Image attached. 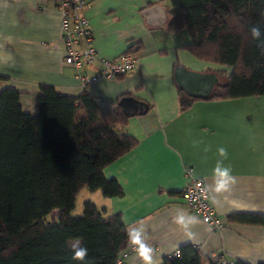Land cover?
I'll return each mask as SVG.
<instances>
[{
    "label": "crops",
    "instance_id": "0c3cea01",
    "mask_svg": "<svg viewBox=\"0 0 264 264\" xmlns=\"http://www.w3.org/2000/svg\"><path fill=\"white\" fill-rule=\"evenodd\" d=\"M85 16L92 36L91 45L99 58L114 59L139 44L135 68L112 79H100L83 86L77 75H93L99 65L93 61L81 69L64 63L60 16L52 0H0V89L9 86L19 93L22 110L37 112L38 86L47 84L63 95L83 91L94 99L104 119L124 97L146 103L143 115L129 117L120 133L132 135L137 145L103 170L122 189L119 197L104 198L99 191L82 189L75 209L85 201L107 214L119 213L126 228L142 222L148 243L155 249V264L173 254L181 245L199 249L209 264L212 256L226 263L241 260L264 263V222L253 225L234 220L240 214L264 218V107H245L241 99L200 100L181 112L178 88L173 80L176 66L199 73L225 70L194 57L182 44L189 41L185 31L166 29L170 0H86ZM158 5L156 17L142 16L144 9ZM160 23H162L160 25ZM186 35H184V33ZM187 36V37H186ZM227 150L226 166L237 180L227 194L208 190L217 149ZM195 175V176H194ZM191 176V177H190ZM201 179L217 219L214 229L200 220L189 239L173 223L177 211L195 216L183 200L182 191L192 179ZM122 264H140L127 246Z\"/></svg>",
    "mask_w": 264,
    "mask_h": 264
},
{
    "label": "trees",
    "instance_id": "16d2710c",
    "mask_svg": "<svg viewBox=\"0 0 264 264\" xmlns=\"http://www.w3.org/2000/svg\"><path fill=\"white\" fill-rule=\"evenodd\" d=\"M170 5L166 29L185 31L189 38L181 47L199 60L231 68L227 74L216 71L220 85L207 100L264 97V56L250 35L255 25L264 33V0H170ZM138 49L135 43L127 52ZM195 100L178 89L181 112ZM36 103V114H28L15 88L0 89V264H80L68 247L77 237L88 249L86 260L117 264L128 246L121 215L107 214L91 201L83 202L80 215L73 212L82 189L99 191L104 198L122 195L103 170L138 143L114 129L125 126L129 117L118 106L108 123L86 91L68 96L47 84L38 86ZM232 218L264 222L259 215ZM203 261L197 247L184 244L160 264ZM209 264L230 263L217 258Z\"/></svg>",
    "mask_w": 264,
    "mask_h": 264
},
{
    "label": "built area",
    "instance_id": "2783aa9c",
    "mask_svg": "<svg viewBox=\"0 0 264 264\" xmlns=\"http://www.w3.org/2000/svg\"><path fill=\"white\" fill-rule=\"evenodd\" d=\"M56 11L60 16L62 40L65 47L63 61L66 65L81 69L95 61L99 65L95 74L89 76L84 73L77 75L83 86L96 82L100 79H112L131 72L138 59L135 54L124 53L114 59L98 58L96 51L91 45L92 36L88 28V20L85 11L88 8L86 0H52ZM182 196L185 204L191 208L193 214L204 224L220 229L222 224L209 202V196L205 184L201 179H190L183 191ZM177 254V251L173 253ZM123 254L117 261L122 264ZM216 260L218 256H212Z\"/></svg>",
    "mask_w": 264,
    "mask_h": 264
},
{
    "label": "clouds",
    "instance_id": "9594fccd",
    "mask_svg": "<svg viewBox=\"0 0 264 264\" xmlns=\"http://www.w3.org/2000/svg\"><path fill=\"white\" fill-rule=\"evenodd\" d=\"M250 35L253 41H256V47L261 56H264V33L258 25L250 28ZM229 71L230 66L225 65ZM218 156L221 158L217 160L215 167L212 169L211 181L208 190L214 195L227 194L231 191L236 183V176L233 175L231 167L224 164L227 159V150L224 147L217 149ZM173 223L177 225L181 231L189 239H194L195 233L192 229L200 223L196 216L188 214L184 211H177L173 216ZM126 237L129 247L133 250L135 259L140 264H155V249L148 243L149 236L146 226L140 222L136 226H128L126 229ZM68 247L72 253V260L80 262V264H92L90 260H86L88 256V249L82 246L81 238H73L68 241Z\"/></svg>",
    "mask_w": 264,
    "mask_h": 264
},
{
    "label": "water",
    "instance_id": "95a60500",
    "mask_svg": "<svg viewBox=\"0 0 264 264\" xmlns=\"http://www.w3.org/2000/svg\"><path fill=\"white\" fill-rule=\"evenodd\" d=\"M158 11H163V9L158 5H153L144 9L142 16L148 20L150 14L156 17ZM173 80L177 88L182 90L188 97L200 100H207L213 90L220 85V79L215 72L199 73L182 66L174 68ZM118 105L122 113L128 117L143 115L148 109L146 103L134 97H124Z\"/></svg>",
    "mask_w": 264,
    "mask_h": 264
},
{
    "label": "rangeland",
    "instance_id": "374dc122",
    "mask_svg": "<svg viewBox=\"0 0 264 264\" xmlns=\"http://www.w3.org/2000/svg\"><path fill=\"white\" fill-rule=\"evenodd\" d=\"M184 35H186L185 32H183ZM187 37V36H186ZM226 74L229 72L228 68H225ZM224 75H222L221 80H224ZM242 104L245 105V107H264V97L263 96H253V97H245L243 99H241ZM81 204L77 205L76 210H74L73 214L74 215H80V213L78 212V209H80ZM221 258V257H218Z\"/></svg>",
    "mask_w": 264,
    "mask_h": 264
},
{
    "label": "bare ground",
    "instance_id": "6f19581e",
    "mask_svg": "<svg viewBox=\"0 0 264 264\" xmlns=\"http://www.w3.org/2000/svg\"><path fill=\"white\" fill-rule=\"evenodd\" d=\"M195 176V175H194ZM191 177V176H190ZM199 179V178H198Z\"/></svg>",
    "mask_w": 264,
    "mask_h": 264
}]
</instances>
